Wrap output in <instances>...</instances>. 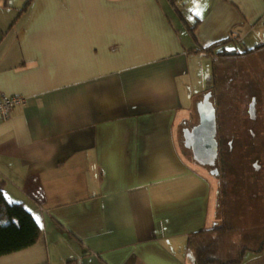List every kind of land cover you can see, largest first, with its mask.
<instances>
[{"label":"crops","instance_id":"0c3cea01","mask_svg":"<svg viewBox=\"0 0 264 264\" xmlns=\"http://www.w3.org/2000/svg\"><path fill=\"white\" fill-rule=\"evenodd\" d=\"M180 10L0 0V96L27 99L0 117V189L42 230L0 264H195L190 238L215 226L212 185L180 148L177 118L196 76L212 79L197 65L213 55L199 47L264 45V0H181ZM257 248L238 264H264Z\"/></svg>","mask_w":264,"mask_h":264},{"label":"rangeland","instance_id":"374dc122","mask_svg":"<svg viewBox=\"0 0 264 264\" xmlns=\"http://www.w3.org/2000/svg\"><path fill=\"white\" fill-rule=\"evenodd\" d=\"M200 61L197 68L201 75L209 74L212 79L203 87L200 77L196 76L199 79L195 86L196 95L185 105L188 108L179 113L176 134L180 148L185 150L191 164L210 179L212 226L220 224L223 210L218 174L209 173L208 166L197 163L182 142L184 130L193 128L199 121L197 106L211 92L204 89L213 86L212 91L217 95L215 102L221 110L220 120L224 121L221 132L226 140L223 138L222 155L227 153L228 157L221 177L228 183L225 188L228 199L225 217L236 228L223 236L218 248L226 251V258H234L239 253V244L257 248L264 242V54L244 59L211 56L202 57ZM253 98L257 101L255 119L247 111ZM228 142L233 147L230 154ZM214 236L217 234L208 235L204 240L212 241Z\"/></svg>","mask_w":264,"mask_h":264},{"label":"trees","instance_id":"16d2710c","mask_svg":"<svg viewBox=\"0 0 264 264\" xmlns=\"http://www.w3.org/2000/svg\"><path fill=\"white\" fill-rule=\"evenodd\" d=\"M168 1L171 6L180 13L181 0ZM180 16L184 19L182 13ZM189 31L193 38L197 40L195 36V27H189ZM228 42V40H221L208 47H199L197 51L206 52L209 55L217 57H236L251 54L264 46L261 45L247 49H241L243 47L237 49L235 47L231 49L227 47ZM213 89L214 87L212 86V88H207L206 91H212ZM220 184V193H222L220 205L223 210V219H221L220 224L216 223L215 226L197 232L190 238L189 248H191L195 264H238L243 261L244 253L250 249L245 244H239V253L234 258H226L224 256L226 251L218 248L221 246L223 236L231 232V230L236 229L231 225L230 220L225 217L227 213L226 208L228 206L225 188L228 183L226 184L225 179H221ZM41 232V227L32 211L22 202L9 200L5 192L0 189V256L17 252L34 245L38 242ZM213 234H217V237L214 236L212 241L201 240L199 243L196 242V238L199 236H203L205 239L208 235L210 236ZM263 248L264 242L254 250L259 252L263 250Z\"/></svg>","mask_w":264,"mask_h":264},{"label":"water","instance_id":"95a60500","mask_svg":"<svg viewBox=\"0 0 264 264\" xmlns=\"http://www.w3.org/2000/svg\"><path fill=\"white\" fill-rule=\"evenodd\" d=\"M208 93L198 106L199 122L191 129L184 130L185 146L192 150L196 162L205 166H214L218 157L217 112ZM255 101L250 113L255 115Z\"/></svg>","mask_w":264,"mask_h":264},{"label":"flooded vegetation","instance_id":"af4514ba","mask_svg":"<svg viewBox=\"0 0 264 264\" xmlns=\"http://www.w3.org/2000/svg\"><path fill=\"white\" fill-rule=\"evenodd\" d=\"M211 93V101L213 102L214 104V107L216 108V112H217V124H218V131H217V141H218V145H219V149H218V157L216 159V164L214 166H208V169H209V173H212V174H215L217 175V177L220 179L221 181V177H222V171L224 170L225 168V162L227 161L226 158V155H224L225 153H223L222 155V151H223V140L225 139L223 136H222V128L224 126V121L223 120H220V114L221 113V110L220 108L216 105V94H214L213 91L210 92ZM208 94V93H207ZM216 95V96H215ZM255 101V108L257 107V101L255 98H253L252 100L249 101V104H248V113H249V116L252 118V119H255L256 118V109H255V115L252 116L251 113H250V108H251V105L253 104V102ZM198 111V110H197ZM199 116V114H198ZM199 122V121H198ZM195 124L192 126L194 127ZM224 138V139H223ZM226 140V139H225ZM228 145H229V150H228V153L230 154L232 151H233V147L231 145V143L229 144L228 142ZM187 148V147H186ZM189 151L192 152L191 149L187 148ZM192 156H193V153H192ZM222 156V157H221ZM198 163V162H197ZM255 166L257 168H259V166L257 165V163L255 164Z\"/></svg>","mask_w":264,"mask_h":264},{"label":"built area","instance_id":"2783aa9c","mask_svg":"<svg viewBox=\"0 0 264 264\" xmlns=\"http://www.w3.org/2000/svg\"><path fill=\"white\" fill-rule=\"evenodd\" d=\"M26 100L25 96L18 94L0 96V117L3 119L9 118L12 115L14 108L19 104L26 103Z\"/></svg>","mask_w":264,"mask_h":264}]
</instances>
